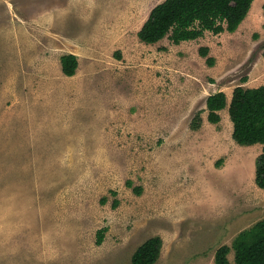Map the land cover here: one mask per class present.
<instances>
[{"label":"rangeland","instance_id":"rangeland-1","mask_svg":"<svg viewBox=\"0 0 264 264\" xmlns=\"http://www.w3.org/2000/svg\"><path fill=\"white\" fill-rule=\"evenodd\" d=\"M162 1L0 0V264H131L153 236L154 264H214L264 218V145L235 143L227 109L213 124L205 104L264 85V0L232 33L145 44Z\"/></svg>","mask_w":264,"mask_h":264},{"label":"trees","instance_id":"trees-1","mask_svg":"<svg viewBox=\"0 0 264 264\" xmlns=\"http://www.w3.org/2000/svg\"><path fill=\"white\" fill-rule=\"evenodd\" d=\"M254 0H163L155 5L137 31L138 39L145 44H153L167 37L172 43L194 40L205 31L219 34L234 32L247 16ZM264 15V4L262 5ZM208 46H200L198 53L205 57L208 66L215 59L208 55ZM264 58V45L262 51ZM61 71L73 76L78 66L76 55L66 53L60 56ZM246 81V77L242 78ZM207 121L218 123L219 112L227 109L232 123L231 137L239 145H264V85L258 87L233 88L230 101L223 91H217L206 98ZM199 113L190 121V128L196 130L201 125ZM254 182L264 190V146L255 158ZM131 186V182H127ZM136 194L141 188L133 187ZM115 193V192H113ZM118 199L112 203L117 207ZM106 227L96 231L95 244L102 243ZM162 239L153 236L141 243L131 255V264H154L160 255ZM233 252V261L228 254ZM214 264H264V218L249 228L240 231L231 245H221L214 253Z\"/></svg>","mask_w":264,"mask_h":264},{"label":"crops","instance_id":"crops-1","mask_svg":"<svg viewBox=\"0 0 264 264\" xmlns=\"http://www.w3.org/2000/svg\"><path fill=\"white\" fill-rule=\"evenodd\" d=\"M251 11H252V10H251ZM251 11L249 10L248 14H250V13H251ZM248 14H247V15H248ZM245 18H246V17H245ZM256 87H257V86H256Z\"/></svg>","mask_w":264,"mask_h":264}]
</instances>
